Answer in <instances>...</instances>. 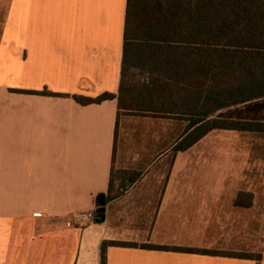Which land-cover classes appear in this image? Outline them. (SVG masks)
I'll use <instances>...</instances> for the list:
<instances>
[{"label": "crops", "instance_id": "1", "mask_svg": "<svg viewBox=\"0 0 264 264\" xmlns=\"http://www.w3.org/2000/svg\"><path fill=\"white\" fill-rule=\"evenodd\" d=\"M126 2H7L0 30V264H100L102 241L216 249L212 228L244 208L213 178L142 175L154 164L122 162L121 113L180 122V134L188 125L168 113L118 110ZM104 93L113 98L87 105L75 99ZM173 145L169 140L161 151V165ZM109 188L105 220L96 223L95 198H107ZM106 264L255 262L108 247Z\"/></svg>", "mask_w": 264, "mask_h": 264}, {"label": "trees", "instance_id": "2", "mask_svg": "<svg viewBox=\"0 0 264 264\" xmlns=\"http://www.w3.org/2000/svg\"><path fill=\"white\" fill-rule=\"evenodd\" d=\"M128 71L153 78L128 80ZM111 98L108 93L75 97L83 105ZM263 98L264 0H127L117 108L187 119L186 130L172 146L174 154L212 130L264 134V122L217 115ZM111 198L109 188L106 199ZM108 247L237 258L212 249L102 241L100 264H106Z\"/></svg>", "mask_w": 264, "mask_h": 264}, {"label": "rangeland", "instance_id": "3", "mask_svg": "<svg viewBox=\"0 0 264 264\" xmlns=\"http://www.w3.org/2000/svg\"><path fill=\"white\" fill-rule=\"evenodd\" d=\"M7 2L8 0H0V30ZM126 77L138 82H147L153 78L138 71H128ZM121 115L122 162L131 164L135 159H140L154 164L152 173L144 172L142 175L168 176L172 171V176L213 178V183L219 184V189L228 191L229 194L235 193L233 203L244 208L230 210L226 218L212 228L213 243H217L214 248L218 249L212 250L237 258L249 256L254 258L255 264H263L264 134L215 130L186 153L176 155L169 148L165 155V165H161V151L169 140L175 143L183 125L174 121L144 119L133 114ZM218 116L264 122V98L221 110ZM137 128L140 132H136ZM157 173L160 175H156Z\"/></svg>", "mask_w": 264, "mask_h": 264}, {"label": "water", "instance_id": "4", "mask_svg": "<svg viewBox=\"0 0 264 264\" xmlns=\"http://www.w3.org/2000/svg\"><path fill=\"white\" fill-rule=\"evenodd\" d=\"M105 205L106 196L104 193H99L95 198V221L96 223H102L105 220Z\"/></svg>", "mask_w": 264, "mask_h": 264}, {"label": "built area", "instance_id": "5", "mask_svg": "<svg viewBox=\"0 0 264 264\" xmlns=\"http://www.w3.org/2000/svg\"><path fill=\"white\" fill-rule=\"evenodd\" d=\"M87 216H88V217H91V216H93V215H92V214H88Z\"/></svg>", "mask_w": 264, "mask_h": 264}]
</instances>
